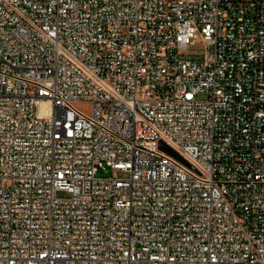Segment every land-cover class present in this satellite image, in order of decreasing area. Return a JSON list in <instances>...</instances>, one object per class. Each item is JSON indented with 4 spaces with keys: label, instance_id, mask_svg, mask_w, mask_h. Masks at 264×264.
I'll use <instances>...</instances> for the list:
<instances>
[{
    "label": "built area",
    "instance_id": "obj_1",
    "mask_svg": "<svg viewBox=\"0 0 264 264\" xmlns=\"http://www.w3.org/2000/svg\"><path fill=\"white\" fill-rule=\"evenodd\" d=\"M0 264H264V0H0Z\"/></svg>",
    "mask_w": 264,
    "mask_h": 264
},
{
    "label": "rangeland",
    "instance_id": "obj_2",
    "mask_svg": "<svg viewBox=\"0 0 264 264\" xmlns=\"http://www.w3.org/2000/svg\"><path fill=\"white\" fill-rule=\"evenodd\" d=\"M205 52V44L201 36H198L193 43H191L187 49L180 52L181 55L185 57H200ZM110 173V172H109ZM117 177L124 178L127 177V173L116 171L114 173ZM59 195H66L64 192H60Z\"/></svg>",
    "mask_w": 264,
    "mask_h": 264
},
{
    "label": "water",
    "instance_id": "obj_3",
    "mask_svg": "<svg viewBox=\"0 0 264 264\" xmlns=\"http://www.w3.org/2000/svg\"><path fill=\"white\" fill-rule=\"evenodd\" d=\"M160 148L163 149L164 151L180 158L183 159L174 149H172L169 145H167L164 141H160L159 144Z\"/></svg>",
    "mask_w": 264,
    "mask_h": 264
}]
</instances>
